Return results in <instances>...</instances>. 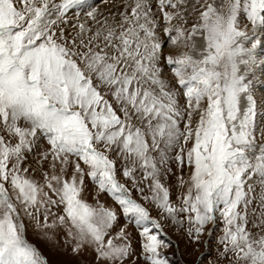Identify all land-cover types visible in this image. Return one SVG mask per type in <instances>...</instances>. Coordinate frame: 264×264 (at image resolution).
Wrapping results in <instances>:
<instances>
[{
	"label": "snow or ice",
	"instance_id": "obj_1",
	"mask_svg": "<svg viewBox=\"0 0 264 264\" xmlns=\"http://www.w3.org/2000/svg\"><path fill=\"white\" fill-rule=\"evenodd\" d=\"M167 226L264 264V0H0V264H172Z\"/></svg>",
	"mask_w": 264,
	"mask_h": 264
},
{
	"label": "rangeland",
	"instance_id": "obj_2",
	"mask_svg": "<svg viewBox=\"0 0 264 264\" xmlns=\"http://www.w3.org/2000/svg\"><path fill=\"white\" fill-rule=\"evenodd\" d=\"M93 3L96 4L105 15H109V13H115L116 10H118L119 5H121V0H107V5H105L104 0H93ZM167 230L174 245L168 252L172 264H196L198 259L204 261V264H211V261L215 258L216 254L214 240H209L206 237L205 243L199 246L191 245L186 243V238L173 227L167 226ZM32 239L34 242L39 243L36 237H32ZM40 247L51 261V264H78V261L74 259L70 253H65L63 250L58 251L49 248L42 243L40 244ZM87 260L88 257H82L80 264H86Z\"/></svg>",
	"mask_w": 264,
	"mask_h": 264
},
{
	"label": "bare ground",
	"instance_id": "obj_3",
	"mask_svg": "<svg viewBox=\"0 0 264 264\" xmlns=\"http://www.w3.org/2000/svg\"><path fill=\"white\" fill-rule=\"evenodd\" d=\"M114 5H115V4H114ZM117 5H118V4H117ZM117 5H116V7H117ZM119 6H120V5H119ZM111 9H112V8H111ZM111 9H110V10H111ZM115 10H116V9H115ZM116 11H117V10H116ZM109 14H110V13H109ZM179 244H180V243H179ZM178 246H179V245H178ZM179 247H180V246H179ZM179 247H178V248H179Z\"/></svg>",
	"mask_w": 264,
	"mask_h": 264
}]
</instances>
